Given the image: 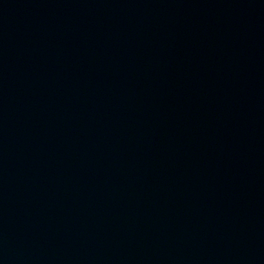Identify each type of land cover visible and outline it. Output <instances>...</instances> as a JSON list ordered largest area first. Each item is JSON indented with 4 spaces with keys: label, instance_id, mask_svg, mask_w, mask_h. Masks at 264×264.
Masks as SVG:
<instances>
[{
    "label": "water",
    "instance_id": "95a60500",
    "mask_svg": "<svg viewBox=\"0 0 264 264\" xmlns=\"http://www.w3.org/2000/svg\"><path fill=\"white\" fill-rule=\"evenodd\" d=\"M0 264H264V0H0Z\"/></svg>",
    "mask_w": 264,
    "mask_h": 264
}]
</instances>
